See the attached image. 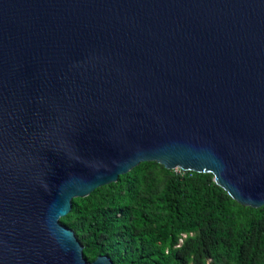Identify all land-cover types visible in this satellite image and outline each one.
<instances>
[{"label":"water","instance_id":"obj_1","mask_svg":"<svg viewBox=\"0 0 264 264\" xmlns=\"http://www.w3.org/2000/svg\"><path fill=\"white\" fill-rule=\"evenodd\" d=\"M143 162L264 206V0H0V264H113L60 219Z\"/></svg>","mask_w":264,"mask_h":264},{"label":"trees","instance_id":"obj_2","mask_svg":"<svg viewBox=\"0 0 264 264\" xmlns=\"http://www.w3.org/2000/svg\"><path fill=\"white\" fill-rule=\"evenodd\" d=\"M60 223L89 261L113 264H264V206L233 200L209 173L143 162L72 200Z\"/></svg>","mask_w":264,"mask_h":264}]
</instances>
